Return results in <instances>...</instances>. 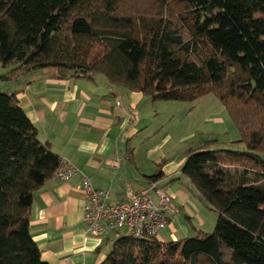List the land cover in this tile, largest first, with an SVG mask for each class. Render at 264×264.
<instances>
[{
  "label": "trees",
  "instance_id": "16d2710c",
  "mask_svg": "<svg viewBox=\"0 0 264 264\" xmlns=\"http://www.w3.org/2000/svg\"><path fill=\"white\" fill-rule=\"evenodd\" d=\"M0 63L10 79L42 67L102 74L153 102L215 94L244 147L189 146L177 177L218 213L214 231L122 235L101 264H264V0H0ZM60 160L16 92L0 91V264H50L30 214Z\"/></svg>",
  "mask_w": 264,
  "mask_h": 264
},
{
  "label": "crops",
  "instance_id": "0c3cea01",
  "mask_svg": "<svg viewBox=\"0 0 264 264\" xmlns=\"http://www.w3.org/2000/svg\"><path fill=\"white\" fill-rule=\"evenodd\" d=\"M11 80L6 87L16 92L39 139L81 171L69 180L52 177L35 192L30 228L45 261L101 264L113 246H108L112 232L98 236L87 228L82 209L83 174L95 187L109 190L112 201L124 200L129 188L138 191L152 182L166 191L173 215L159 237L163 241L194 235L214 217L189 179L177 178L185 156L181 162L169 159L162 166V179L147 178L158 172V164L167 157L164 146L170 141V136L158 133L161 127L155 123L163 126L161 112L149 96L113 85L105 76L90 81L51 67ZM154 113L159 115L153 117ZM186 181L190 187H180ZM193 196L208 208L206 216L196 210Z\"/></svg>",
  "mask_w": 264,
  "mask_h": 264
},
{
  "label": "rangeland",
  "instance_id": "374dc122",
  "mask_svg": "<svg viewBox=\"0 0 264 264\" xmlns=\"http://www.w3.org/2000/svg\"><path fill=\"white\" fill-rule=\"evenodd\" d=\"M3 67L2 63H0V91L8 90L6 86L13 81L8 77H3L10 72L11 67L7 69ZM98 76L103 75L99 74ZM154 103L161 112L162 121H160L163 123V126L161 123H155V125L159 124L161 127L158 133L162 137L164 135L170 136V141L164 146L165 153H167V157L163 159L165 160L164 163L168 162L169 159L181 162L189 146L203 143L211 137L218 139L221 147H244V145H235L234 142L241 138V133L235 126L222 101L213 93L206 94L193 102L158 100ZM158 115L154 113L153 117ZM180 187L188 189L190 183L187 181L185 184L180 183ZM192 201L196 206V210H199L202 216H206L208 208L201 205L199 198L193 196ZM208 211H210L208 213H214V217L206 220L204 230L213 232L217 223L218 213L215 210ZM196 219L193 218L192 220L197 222ZM116 232L113 230L108 232L110 236L112 235L108 243L109 247L112 246L117 236L128 234V228L125 227Z\"/></svg>",
  "mask_w": 264,
  "mask_h": 264
},
{
  "label": "built area",
  "instance_id": "2783aa9c",
  "mask_svg": "<svg viewBox=\"0 0 264 264\" xmlns=\"http://www.w3.org/2000/svg\"><path fill=\"white\" fill-rule=\"evenodd\" d=\"M81 172L67 159H61L53 177L69 180ZM83 215L90 233L104 236L109 231L128 228L132 236L160 237L173 215L171 196L152 182L148 187L128 189L124 200L112 201L109 190L95 187L82 175Z\"/></svg>",
  "mask_w": 264,
  "mask_h": 264
}]
</instances>
